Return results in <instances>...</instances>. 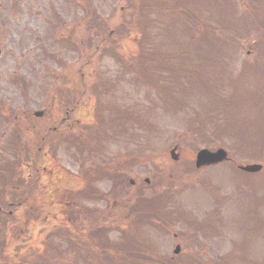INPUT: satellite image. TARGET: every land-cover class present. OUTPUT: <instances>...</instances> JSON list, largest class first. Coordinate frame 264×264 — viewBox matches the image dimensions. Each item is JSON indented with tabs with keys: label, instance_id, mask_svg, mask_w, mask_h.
I'll return each mask as SVG.
<instances>
[{
	"label": "rangeland",
	"instance_id": "374dc122",
	"mask_svg": "<svg viewBox=\"0 0 264 264\" xmlns=\"http://www.w3.org/2000/svg\"><path fill=\"white\" fill-rule=\"evenodd\" d=\"M177 1L0 0V163H18L17 141L30 149L39 147L37 133L59 117L48 113L37 120L33 112L50 109L61 114L66 96L50 93L58 88L66 91L70 79L76 86L74 94L85 89L81 105L88 96L94 103L95 88L112 85L110 95L96 99V112L104 116L103 105L127 111L125 126L108 125L99 131L102 141L90 135L93 156L74 148L67 154L65 145L54 149L44 143L37 171L29 158L23 162L19 171L23 182L15 173L8 184L9 174L0 172L4 174V179L0 174V246L4 248L0 264H96L104 255L116 258L114 263L106 256L104 264H210L223 259L228 264H258L264 260L263 235L255 234L261 226L258 212L248 204L264 196V186L260 192L254 190L242 181L248 176L234 170L238 165L261 164L262 170L250 180H256L253 185L264 183V0H186L181 13L174 9L179 7ZM101 22L107 23V31L119 28L117 36L123 38L110 42V47L101 44L94 55L100 40L95 28ZM140 41H177L173 58L190 59L191 66L199 60L203 84L193 85L187 100L180 96L163 108L154 87L129 80L130 70L142 68ZM189 41L206 46L197 52ZM120 56L129 68L121 80L116 75ZM42 86H47L45 92ZM181 86L184 82H179ZM90 119L79 112L80 126ZM111 129L115 136L109 134ZM17 130L22 132L20 138L14 135ZM94 144L101 147L97 153ZM173 147L176 161L169 153ZM202 148H222L229 160L191 172V157ZM116 164L119 172L110 169L111 178L90 175L96 165L105 170ZM56 171L58 175H51ZM118 173L124 193L121 187L112 191ZM28 177L36 181L37 189H31L20 206ZM52 181L57 189L50 188ZM85 183L107 196L104 200L80 197L74 190H82ZM142 198L160 201L155 210L154 203L143 213L160 214V220L166 214L160 223L167 230L143 224L135 233L137 249L131 254L109 249L102 254L100 246L94 248L90 237L94 227H106L107 242L117 243L123 228L115 224L127 215L128 204ZM22 213L41 216L27 220ZM130 215L135 218L138 213ZM72 217L78 218L77 227ZM201 227L214 232L205 238ZM76 230L84 237L76 239L73 248ZM86 242L89 250L83 246ZM176 245L180 250L174 254ZM121 256L126 260L120 261Z\"/></svg>",
	"mask_w": 264,
	"mask_h": 264
},
{
	"label": "trees",
	"instance_id": "16d2710c",
	"mask_svg": "<svg viewBox=\"0 0 264 264\" xmlns=\"http://www.w3.org/2000/svg\"><path fill=\"white\" fill-rule=\"evenodd\" d=\"M208 39L209 38H207L206 40ZM163 42L164 43H162V45H159L156 43V41H140V59L142 61V68L140 72H133L132 70H130L129 73L131 78L129 80L133 82H139L144 87H154V89L156 90V98L158 102H161V104L165 108L166 104L170 103L172 105L176 103V100H180V96L184 97L183 101L187 100V96L192 86L202 85L203 82L201 80L202 76L199 69L201 63L199 62V60L195 61L192 66L190 59H188L186 62H183L181 60H175V58H173L175 54L174 51L178 47H171L169 49L166 48L165 50L161 47L167 44L168 41ZM113 43L116 44V41H113ZM189 43L197 48V52H199L206 46V44H202V41H189ZM115 53V51H112V54L115 55ZM116 59L117 63L119 64V74L116 75L120 76L121 78V76H123L124 74L123 71L125 72V76L126 71L129 70V68L126 66L127 60L120 57ZM191 78H194L198 81L191 82ZM179 82H184V86L178 87ZM132 84L135 85L134 83ZM103 88L104 87H102L101 90ZM84 94V92H81L80 97H82ZM96 98H98V95H96ZM87 101L88 98L86 102ZM113 119L117 122L118 115H115ZM99 121L100 127H102L103 121L100 118ZM222 129L223 128L221 127L220 131H224ZM243 156L245 157V155ZM249 157L258 158L256 156L254 157V155H251ZM89 195L90 192L88 194V197ZM132 224L133 223H127V227H131ZM117 225L118 223L115 224V226ZM104 228L106 227L96 229L95 235L98 238L102 237ZM98 244H100L99 241ZM3 252L4 248H1L0 246V262L3 259Z\"/></svg>",
	"mask_w": 264,
	"mask_h": 264
},
{
	"label": "flooded vegetation",
	"instance_id": "af4514ba",
	"mask_svg": "<svg viewBox=\"0 0 264 264\" xmlns=\"http://www.w3.org/2000/svg\"><path fill=\"white\" fill-rule=\"evenodd\" d=\"M48 107H46L47 109ZM48 113L57 115L59 117V120L57 122L52 121V125L44 124L42 128L40 129V132L37 133L38 135H41V140H44L48 136H51L54 140H69L71 139L74 141L75 148L78 147V138L80 134V122H79V108H78V102L75 100V105L71 109V116H68L66 113V117H62L61 114H58L56 111L52 113L50 109H47L46 111L43 110V115L40 118H36L37 120L44 119ZM258 217H259V223L261 226H258L257 233H255L258 236L263 235L264 236V210H262V203L258 204ZM255 229L253 230V232ZM252 232V234H253ZM250 263V262H248ZM258 264H264V260L261 263Z\"/></svg>",
	"mask_w": 264,
	"mask_h": 264
},
{
	"label": "water",
	"instance_id": "95a60500",
	"mask_svg": "<svg viewBox=\"0 0 264 264\" xmlns=\"http://www.w3.org/2000/svg\"><path fill=\"white\" fill-rule=\"evenodd\" d=\"M175 149H173L170 154L171 158L173 160L177 159V155L174 154ZM227 154L222 149H218L214 152H210L207 149H202L197 152L196 159H195V167L201 168L204 166H210L215 165L218 163H221L226 160ZM240 169L247 173H256L259 172L261 169V166L259 165H247L240 167ZM179 250L178 248L175 249V253H177Z\"/></svg>",
	"mask_w": 264,
	"mask_h": 264
}]
</instances>
